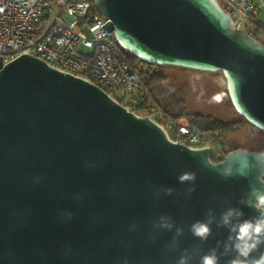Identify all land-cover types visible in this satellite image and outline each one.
Listing matches in <instances>:
<instances>
[{"label": "water", "instance_id": "obj_1", "mask_svg": "<svg viewBox=\"0 0 264 264\" xmlns=\"http://www.w3.org/2000/svg\"><path fill=\"white\" fill-rule=\"evenodd\" d=\"M93 7L129 55L220 72L235 111L264 132V44L234 27L218 0H93ZM256 153L238 149L215 163L216 148L172 142L83 78L31 54L0 60V264H176L183 249H198L188 264H199L217 242L223 250L229 233L213 223L201 242L189 231L193 222L209 209L216 219L229 207L242 219L258 214L239 203L252 188L264 191ZM184 172L195 181L178 182ZM65 212L70 219H61ZM161 216L171 217V231L153 228ZM175 227L183 229L178 248L166 251Z\"/></svg>", "mask_w": 264, "mask_h": 264}, {"label": "built area", "instance_id": "obj_2", "mask_svg": "<svg viewBox=\"0 0 264 264\" xmlns=\"http://www.w3.org/2000/svg\"><path fill=\"white\" fill-rule=\"evenodd\" d=\"M263 2L264 0H260ZM231 24L245 28L255 22L254 0H218ZM89 0H0V60L2 65L22 54L48 60L65 73L87 80L102 89L117 92L124 108L147 116L168 138L193 149L208 148L218 136L203 132L185 117H175L161 107L133 94L141 84V71L114 39L107 17L91 14ZM81 47L90 49L85 53ZM143 113L144 115H142Z\"/></svg>", "mask_w": 264, "mask_h": 264}, {"label": "clouds", "instance_id": "obj_3", "mask_svg": "<svg viewBox=\"0 0 264 264\" xmlns=\"http://www.w3.org/2000/svg\"><path fill=\"white\" fill-rule=\"evenodd\" d=\"M253 155L258 163L264 164V152ZM89 167H94V165L90 164ZM224 175H230V172H225ZM177 179L180 183H193L196 179V174L193 172H184ZM160 191H163L166 195H170L173 189L163 188ZM192 191H194V187L186 189L188 193ZM156 195H159V192ZM79 198L77 196V199ZM239 203L252 208L258 214L250 218L242 219L244 213L240 208L229 207L220 213L219 219H216L212 210L209 209L204 220H197L190 225L189 231L201 242L206 241L212 234L210 226L213 223L216 224L217 228H227L229 233L222 244L223 250L218 253L221 244L217 242L216 247L210 248L206 254L200 256L199 264H219L220 257L228 256L230 253L234 255L227 261V264H264V250H261V246H264V191L252 188L245 197L239 200ZM71 215V213L67 212L62 213L61 219H70ZM153 228H162L171 231L174 228V223L171 217L161 216L158 222L153 224ZM182 234L183 229L175 227L173 239L167 246L166 251L174 252L177 250V238ZM152 239H155V237L153 236ZM197 251L198 249H194L190 253L188 249H183L176 264H188V261ZM253 253H258V255L254 256ZM124 264H127L126 258Z\"/></svg>", "mask_w": 264, "mask_h": 264}, {"label": "rangeland", "instance_id": "obj_4", "mask_svg": "<svg viewBox=\"0 0 264 264\" xmlns=\"http://www.w3.org/2000/svg\"><path fill=\"white\" fill-rule=\"evenodd\" d=\"M246 27L252 30L254 25L248 24ZM81 50L85 53L91 52L84 47H81ZM159 72L166 77V81L151 91V97L156 104L176 113L178 103L182 102L189 113L210 115L222 121H241V117L231 105L225 80L220 72L209 73L169 66L160 67ZM113 96L117 101L122 100V96L117 92L113 93ZM148 96L136 90L133 94L134 104L139 106V98ZM223 142L224 151L238 148L264 151V132L250 124H243L237 133L231 134Z\"/></svg>", "mask_w": 264, "mask_h": 264}, {"label": "trees", "instance_id": "obj_5", "mask_svg": "<svg viewBox=\"0 0 264 264\" xmlns=\"http://www.w3.org/2000/svg\"><path fill=\"white\" fill-rule=\"evenodd\" d=\"M96 10L94 7L91 9V14H95ZM247 29V27H246ZM248 30V29H247ZM251 37H253L258 42H261V39L259 38V29L257 27H253L252 30H248ZM125 52V51H124ZM128 56V62L131 66L138 68L141 71L142 79L140 87L137 91L142 92L145 95H149L147 100L149 104L155 105L157 107L163 108L166 112L170 113L171 115L175 117H185L190 123L195 124L200 127V129L203 132H210L213 136L214 133H218V136L215 138V140H212V146L217 149L218 156L217 158L213 159V162L217 163L224 159V157L231 151H224L223 150V144L225 138L230 136L231 134L237 133L243 124H248L244 119L241 118V121H222L219 119H215L214 117L210 115H204L201 113H189L186 111L185 105L182 102H179L178 104V111L176 113H172L167 108H164L158 104L152 99L151 97V91L155 87L162 86L165 81L166 77L159 72L160 67L162 66H154L151 65L145 61L139 60L135 56L129 55L127 52H125ZM104 91L108 92L112 97L113 92L104 89ZM144 115L143 113H141ZM260 131V130H259ZM224 139V140H222Z\"/></svg>", "mask_w": 264, "mask_h": 264}, {"label": "crops", "instance_id": "obj_6", "mask_svg": "<svg viewBox=\"0 0 264 264\" xmlns=\"http://www.w3.org/2000/svg\"><path fill=\"white\" fill-rule=\"evenodd\" d=\"M254 4L257 8V12L255 14V22L251 24L259 29V38L264 44V1L254 0Z\"/></svg>", "mask_w": 264, "mask_h": 264}, {"label": "bare ground", "instance_id": "obj_7", "mask_svg": "<svg viewBox=\"0 0 264 264\" xmlns=\"http://www.w3.org/2000/svg\"><path fill=\"white\" fill-rule=\"evenodd\" d=\"M89 4L91 5V6H93V0H89ZM96 15H99L97 12L95 13ZM118 44V43H117ZM120 50H123L121 47H120ZM40 58V57H39ZM44 61H46L47 63H48V60H45V59H43ZM123 107H124V105H122Z\"/></svg>", "mask_w": 264, "mask_h": 264}, {"label": "flooded vegetation", "instance_id": "obj_8", "mask_svg": "<svg viewBox=\"0 0 264 264\" xmlns=\"http://www.w3.org/2000/svg\"><path fill=\"white\" fill-rule=\"evenodd\" d=\"M238 149H246V148H238ZM238 149H235V150H238ZM247 150H254V151H260V152H264V151H261L259 149H247ZM234 151V150H233ZM222 161V160H221ZM220 162V161H219Z\"/></svg>", "mask_w": 264, "mask_h": 264}]
</instances>
